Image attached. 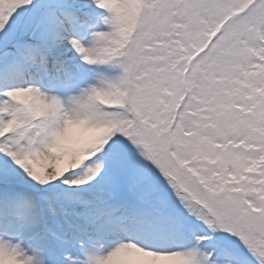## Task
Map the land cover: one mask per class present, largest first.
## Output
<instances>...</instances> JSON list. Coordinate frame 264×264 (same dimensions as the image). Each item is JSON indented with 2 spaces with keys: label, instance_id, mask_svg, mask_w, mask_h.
Here are the masks:
<instances>
[{
  "label": "snow or ice",
  "instance_id": "obj_1",
  "mask_svg": "<svg viewBox=\"0 0 264 264\" xmlns=\"http://www.w3.org/2000/svg\"><path fill=\"white\" fill-rule=\"evenodd\" d=\"M0 264H264V0H0Z\"/></svg>",
  "mask_w": 264,
  "mask_h": 264
}]
</instances>
